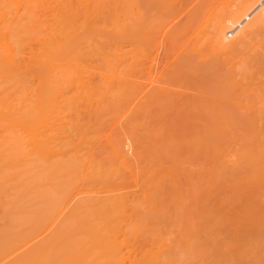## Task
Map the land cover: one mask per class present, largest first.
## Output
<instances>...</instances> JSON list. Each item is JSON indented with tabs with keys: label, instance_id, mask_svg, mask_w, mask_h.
<instances>
[{
	"label": "bare ground",
	"instance_id": "1",
	"mask_svg": "<svg viewBox=\"0 0 264 264\" xmlns=\"http://www.w3.org/2000/svg\"><path fill=\"white\" fill-rule=\"evenodd\" d=\"M135 3L142 11L138 0H0V195L9 205L7 215L22 222L5 230L0 253L18 249L7 264H107L114 255L120 264L125 258L128 264H170L175 257L174 264H264V120L260 127L258 119H250L257 114H248L251 121L242 123L236 112L238 120L232 118V124L225 128L223 123L221 129L224 118H214L210 107L205 117L172 125L132 114L123 121L120 114L130 101L131 87L126 84L130 70L125 45L133 39ZM230 4L225 13L214 15L217 21L210 30L203 24L211 37L203 27L198 34L221 52L233 51L234 40V52L240 55L237 37L245 40L264 27V0ZM142 15L135 24L144 23ZM226 30L237 37L228 40ZM260 54L264 58V51ZM254 62L256 70L249 63L247 71L237 66L244 72L238 79L245 81L247 72L251 79L264 72V59ZM250 78L240 82L246 86ZM247 93V100L257 97ZM227 100L246 103L234 96ZM254 108L249 109L258 113ZM215 113L226 114L221 108ZM118 114L123 122H118L121 128L116 123L117 134L104 141L108 150L103 128ZM125 139L133 147L132 158L122 147ZM16 186L19 191L9 192ZM160 216L178 217L171 225L182 231L174 236L171 227L164 228L170 236L163 238L181 239L178 245L174 240L175 249L159 248L175 256L162 253L164 260L172 258L163 262L156 246H167V241L155 235L165 233H155L164 226L158 223ZM152 218L157 229L147 234ZM195 230L211 233L198 238ZM148 251L153 256L148 257Z\"/></svg>",
	"mask_w": 264,
	"mask_h": 264
},
{
	"label": "rangeland",
	"instance_id": "2",
	"mask_svg": "<svg viewBox=\"0 0 264 264\" xmlns=\"http://www.w3.org/2000/svg\"><path fill=\"white\" fill-rule=\"evenodd\" d=\"M141 1L142 0H140V1L138 0V2H140L139 3L140 7L138 9H142V11L137 10L136 6L134 7V5H137L138 3L133 4V13H134L133 16L134 17H132V19L135 20V22H136V20L138 19L137 15H142V13H144V15H142V16H144V23H142V21L139 22V20H138L137 24H135V22H132L133 20L131 21L133 23V24L131 23V26H132L131 28H133V29L135 28L134 33H133V29H132V32L130 30L131 37L133 39H128L129 41L131 40V42L128 41L127 44L125 45V49L127 48L130 51L129 52L127 50L128 51L127 54L129 56L126 55V60L128 63L125 62L129 66V70H130V76H128V78L130 80H127L129 85H128V83H126L127 86H131L130 88H128V90H130V92H129L130 95H127V97L129 96L128 99L130 101L125 106H123V109L121 111L122 114H120L121 117L125 116L124 120L121 119L120 115L118 114L119 116L116 115L117 117L114 116L115 118L112 121L110 120L112 122V124L107 125V124L111 123L109 121H108L109 123L108 122L106 123V125L104 126L105 128H103L104 131L102 134L103 135L102 136V142L104 143V141H106V139H109L110 138L109 135H112V137H113V133L117 134L115 132H117L118 129L116 128L117 130L114 129L115 131H113V126L115 128L116 123H117L116 125H118V122H120V124H121L123 121H126V119L128 118V117L126 118V116H128V115L130 116L131 114H132L131 118L134 115L133 118L144 119V120L153 121V122H163V123L167 122L170 125L171 122L173 124L174 123L176 124V122H178V121H181V123H184L188 120H191V119L193 120L196 117L197 118L200 117L199 115H201V114H202L201 117L202 116L205 117V113L210 110V107L211 108L213 107V113L214 114L212 112L209 114H213L214 118H224L223 121H221L222 124H219L220 125L219 127L221 129H223L224 127L226 128V127L230 126L233 122V120H231L232 118L233 119L236 118V121L238 119H240L239 121L242 123L243 122L246 123L245 121H251V120L252 121L255 120L254 122H256L258 119L259 122L257 121L256 124L259 123L258 125L262 126L263 124H260V123H262V121L264 120V72L260 71V73H259L260 75H258V76H261L259 78L260 80L258 79L256 82L254 81L255 79H257L255 77H258L256 73H254L255 75H254V78H252V79L248 76L249 75L248 72H247L248 75L244 74V75L248 76V78H246L247 76L242 77V79L243 78L246 79L245 81L241 80V78L240 79H238V78H239V75L242 76V74L244 73V72H242V73L239 72V70H244V69H241V67H244L247 63H249L248 65L251 64L250 67H253V70H256L255 66H254L255 64L252 65V63L256 60V59L254 60L253 57L258 56L260 58V56L261 57L263 56V54L259 55V53L260 52L263 53V51H264V44H263L264 41H262V40H264V38H263L264 37V34H263L264 29L263 28L264 27L262 29H259L257 31L258 33L254 32L257 36H259L260 35L259 33L262 32L261 36H259V37L255 36V34H253V33H252V35L250 33H248L246 37L250 36L251 37V38L249 37L250 40H249V38L245 37L246 39L245 40L242 39V41H241V39H239L235 35L237 37V40L240 41V42L236 41L239 44V45L238 44L237 45L241 46V47H239L240 49L243 48L242 49L243 51L239 50L242 52V53L240 52V55H238L239 53L234 52L235 49H238L237 46L236 47L234 46L235 41L233 39L236 37L234 35H231L234 33V31H229V30L225 31L226 36H227L226 38H228V40H230V41L233 40V47H234L233 51H231L232 48L229 50H230V53L231 52H234V53H231L230 56H229V50L225 51L226 52L225 53L223 51L221 52L219 49H218L219 51H217L215 48V50L217 51V53H216V51L212 49V46L214 45V43L212 44V42L210 43L209 41H208L209 45L206 44L207 41H206V43H204L205 36L203 39L198 34L199 29L201 32H202V30L205 29L204 25H207V27L209 28V27H211V25H213V23L215 21H217L216 17H219L220 14L218 16L215 14H218V12L221 14H222V12L225 13V11L228 10L227 7L229 6L230 3L233 4L234 2H237L238 0H235V1L234 0H144L145 3L143 1H142L143 2L142 3ZM232 1H234V2H232ZM143 4H144V6H143ZM158 9H159V11H158ZM134 11L138 12L139 14H135ZM139 11L142 13H140ZM135 16H136V18H135ZM249 16H251V14ZM208 17H209V19H208ZM155 18H158V19H155ZM244 21H245V23L247 22V20H244ZM138 24H139L140 28L137 26ZM209 24H210V26H208ZM134 25H136V26H134ZM201 27H203L202 30H201ZM208 28L205 29L207 31H203V32L206 36L211 37L212 35L207 34L210 32L209 30L211 29V28H209V30H208ZM210 34H211V32H210ZM229 34L231 36H229ZM138 35H140V36H138ZM168 35H170V36H168ZM149 36H151V37H149ZM146 37H147V39H146ZM199 37H200V39L198 40L197 38H199ZM252 37H255V38H252ZM136 38H138V39H136ZM258 39H260V40H258ZM243 40L247 41V43L245 44L243 42ZM252 42H254V43H252ZM251 43L254 45L255 49L253 48V46H251L252 45ZM242 44H244L245 46L247 45L248 50L247 49L245 50V48H244L245 46ZM248 45H250V46H248ZM256 46H258V47H256ZM260 46H261V48H260ZM257 48L259 50H257ZM255 50H257V51L255 52ZM239 51L237 50V52H239ZM247 52H249V53H247ZM235 53L237 54L235 56L237 58L236 61H238V62H236L235 61L236 58L234 56H232V54H235ZM255 54H257V55L252 56ZM249 55H251V57H248ZM222 56L225 58H223ZM239 56H241V57H239ZM243 57L248 58V59L244 58V60H247V61H245L246 62L245 64L242 62V61H244V60H242ZM259 58H258V61H255L254 63L260 62L261 60L264 59V58H262V59L261 58L259 59ZM226 59L227 60L229 59L228 62ZM230 60H232V61H230ZM242 63H243V65H241ZM262 63L264 64V62H262ZM262 63H261V65H262ZM231 65H232V67H230ZM234 65H235V67H233ZM228 66H229V68H228ZM237 66L240 69L237 68ZM250 67H249V69H250ZM225 68H227V69H225ZM232 68H235V69H233V71L236 72L235 75H233L234 72L231 73ZM245 69H246V66H245ZM262 69H264V68H262ZM262 69L260 66L259 70H262ZM127 70H128V68H127ZM237 70L239 73L237 72ZM247 70L248 69H246V71ZM230 73H231V77L235 78L234 80L229 78ZM251 73H253V72L250 71V74ZM128 75H129V72H128ZM249 78H250V84H249V82H247L248 85L246 84V86H249L251 91L246 90V89H249V87L247 88L246 86L242 85V83L245 84L244 82L248 81ZM232 81H234L235 83ZM240 81H242V83ZM231 82H232L233 86H231L232 85V84H230ZM237 84L238 85L240 84V86H238ZM231 87H233V88H231ZM239 87L241 88V90L239 89ZM230 92H231V94H230L231 97L228 95V93H230ZM243 92H246V93L250 92L249 95L255 94L254 96L253 95L250 96L251 98H253L257 95V97H255V99L253 98L255 101H252L249 103L248 101H251L253 99L247 100L248 93L244 94ZM243 94L245 95V97ZM226 95L229 96L230 98L227 97ZM233 96L237 97L238 99L239 98L244 99L242 101L246 102L248 104L241 103L238 105L237 103L239 101H235V102L233 101L234 103L229 102V100L226 101V99H231ZM209 98H210V100H209ZM223 98H226V99H223ZM233 99H235V98H233ZM235 100H237V99H235ZM256 100H257V103H256ZM125 102H127V100ZM202 103L207 105V107L205 105H203ZM254 103H256V104H254ZM232 104H234V106H237V107L234 109L233 106H231ZM250 104H253V105H250ZM241 106H242V108H241ZM253 106L257 107V108H254ZM258 107L260 110H257ZM190 108H193V109H190ZM194 108L197 110H200V111H197V110L193 111ZM219 108H221L223 110V112L226 113L224 116L215 115L216 110ZM249 108L250 109L254 108L253 111L258 112V113L252 112V110H250ZM202 109H203V111H202ZM242 110H244V111H242ZM204 111H206V112H204ZM241 111H242V113H241ZM248 111H251L252 113L251 112L248 113ZM197 112L200 114H198ZM234 112H235V114H234ZM236 112H237L238 119L235 116ZM243 113L246 115V116L244 115L245 117L243 116ZM239 114H242V115H239ZM248 114L250 116L257 114L258 116L255 115L256 119L253 117H250V119L252 118L250 120L248 118L249 117ZM207 116H206V118H207ZM212 116H211V118H212ZM240 116H243L244 119H241L243 117H240ZM119 117L123 121H121L119 119ZM116 118H118L120 121H118V119H116ZM180 118H182V119L185 118V119L182 120ZM115 119L117 120V122L115 121ZM224 120H226L227 123ZM223 123H224V125L225 124H227V125L223 127ZM250 123L253 124V122H250ZM124 124H125V122L123 123V125ZM118 126L121 128L120 125H118ZM259 126L256 127L257 130H258ZM260 127H259V129H260ZM249 128L251 129L252 127L249 126ZM262 129H263V127H262ZM104 146H105L104 148H107V143L106 144L104 143ZM122 147H123L125 153L127 154V156L132 158L133 154H134V152H132L133 147L131 146V143H130V141H128V139H125L123 141ZM107 149L109 150V147ZM262 171H264V166H263ZM262 174H264V172ZM261 177L263 178V175ZM255 184L259 185L260 183H259V181H257V183H255ZM10 187H12V186H10ZM16 187L17 188H15V189L9 188L10 189L9 192H15V190L19 191L18 189H20L19 188L20 186H16ZM6 188H8V187H5L4 191L7 192L9 189L5 190ZM1 195L4 196L3 194H1ZM2 196H1V198H2ZM1 198H0V239H2V238L5 239V236H6L5 230H7V229L9 230L10 228L14 229L15 223H17L20 226V225H22V222H20L21 223L20 224L18 221L14 220L13 218L11 219L10 216L7 215V212H5V211L8 209L6 206H9V205H8L7 201L4 199V197L2 199ZM1 201H3V202H1ZM3 206H5V207H3ZM4 213H6V214H4ZM157 218L160 221V222H158V223H160V226L164 225L163 227L161 226L162 230H161V228H159L160 226H158V228L160 230H158L156 228L158 223H154L153 220H155V218H152L151 223L149 221V225L151 227L149 225H148V227H145V228L149 229V230H146L145 233L153 234L154 233L153 230H156V229L157 230L155 233H157V231L158 232H160V231L164 232L165 227H167L166 228L167 231H169L168 229H170V227H171L169 232H172L171 230L174 231L175 228H174V226L172 227L173 223L171 225V221L174 220L175 218L179 219L176 216H175V218L172 217V220L170 219L169 216H160ZM176 221H177V223H176ZM176 221H173V222H174V225L176 223L175 226L178 227V225H177L178 220H176ZM196 221H195V223H196ZM198 221L201 223L200 226L202 225V222L204 224V221L201 222L200 219H198ZM198 221H197L196 225L198 224ZM17 224L15 226L16 228H17ZM205 227H208V226L205 225ZM212 227H209V228L211 230H214L215 228L214 227L212 228ZM177 229H178V231H174L173 233H170V235L175 233L174 234V236H175V235H177V232L178 233L182 232L180 230V228H177ZM200 229H202V230L205 229V231H206L208 228L203 229V226H202V227H200ZM150 230H152V232H150ZM202 230H199V232H198V230H195L196 235L198 234L197 235L198 238L200 236L199 234L204 233V235H206L205 237H207V235H208L207 233L210 232V230H209V232H205V231L200 232ZM15 231L17 232V229L14 230V232ZM169 232L167 234H169ZM159 234L158 233L155 234L156 237L160 238V239H166L167 242L165 244H167V246H161V247L156 246L157 249H159V248L163 249V247H167L169 250L170 246L173 249L177 248V247H172V245L173 246L178 245L177 241H180L181 238H179V237L176 238V237L172 236V238L173 237L175 238V239L174 238L173 239L177 243L176 245H174L175 244L174 240L172 241V239L167 238L170 235L167 236L166 231L163 234V236L160 235L162 237L157 236ZM164 235L167 237L163 238V237H165ZM145 236H146V234H145ZM151 236H149V237H151ZM178 236L181 237V235H179V234H178ZM201 236L203 237L202 234H201ZM201 236H200V238H201ZM169 241L171 242L170 244H169ZM172 242H174V243L172 244ZM154 248H155V246H154ZM155 249H151V253L153 255H154V253H156V256H158V254L160 255V253H158V252H161L162 258L160 256H159L160 259L158 258L161 262L165 261L166 259H167L166 261H168L171 257L173 258V256H174L173 254H171L172 253L171 250L169 253L166 251L167 249H165V252L168 253V254H165V252H163V250H161V249L157 250L158 252L152 251ZM17 251H18V249H16V250L15 249H13V250L9 249L8 252H6L5 254L3 252H1L0 253V264H7L6 261L13 258L15 256V254L17 253ZM121 251H123L122 252L123 254H126L124 251V248H121ZM132 252L134 254L138 255V253H136V251L135 252L131 251L130 252L131 255H132ZM149 252L150 251H148V253ZM151 253H149L150 255L148 254L149 255L148 257L153 256V255H151ZM162 253H164L165 255H169V256L172 255V256L171 257L165 256V260H164L163 259L164 256ZM2 255H3V257H2ZM126 255H124V256H126ZM175 255H177L176 250H175ZM115 257H116V255L113 256V258H112L113 261H110L112 259L109 260L106 257L107 259H106L105 263L108 262L107 260H109V262H110V263L108 262L109 264H114V263H112L115 261L114 259H116L115 263H119V261L117 262V260L121 259V258H115ZM117 257H119V255H117ZM172 260L173 261H169V262H171L170 264H174V261L175 260L177 261V258L175 257V260H174V258ZM176 261H175V263H176ZM123 262H125V263L127 262L126 258L123 260ZM125 263H123V264H125ZM127 264H128V262H127Z\"/></svg>",
	"mask_w": 264,
	"mask_h": 264
}]
</instances>
